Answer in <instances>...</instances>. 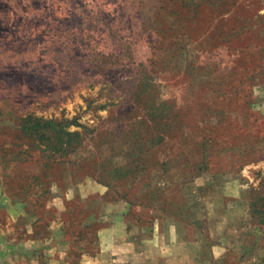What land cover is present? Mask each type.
I'll use <instances>...</instances> for the list:
<instances>
[{
	"label": "rangeland",
	"instance_id": "1",
	"mask_svg": "<svg viewBox=\"0 0 264 264\" xmlns=\"http://www.w3.org/2000/svg\"><path fill=\"white\" fill-rule=\"evenodd\" d=\"M33 3L67 27L59 48L37 32L35 50L8 53L30 63H0V264L135 263L151 244L134 240L190 221L204 186L243 171L259 188L264 0ZM39 120L75 135L67 157ZM256 221L250 253L264 241Z\"/></svg>",
	"mask_w": 264,
	"mask_h": 264
},
{
	"label": "crops",
	"instance_id": "2",
	"mask_svg": "<svg viewBox=\"0 0 264 264\" xmlns=\"http://www.w3.org/2000/svg\"><path fill=\"white\" fill-rule=\"evenodd\" d=\"M39 1L0 0V43L3 45L0 47V63L2 65H16L15 63L20 59L24 61L19 65L30 63L31 61H27L25 54L8 53L11 46L19 50V47L25 44L30 50H35L37 45L33 36L37 32L45 33L49 42L54 43V49L55 43H57V48L60 47L59 41L62 40L60 33L63 27L67 26L63 25L64 23L53 26L46 24L43 17L34 9L33 2L39 3ZM127 8L128 6L125 11ZM10 15L14 18L12 26H9L6 20ZM70 41H76V36L70 37ZM48 47L50 50L51 45ZM258 173L254 176V180L261 181L264 170ZM244 177L243 171H235L228 176L220 177L210 186H204L201 192V203L191 214V222L189 220L178 222L173 218L167 219V222H161L155 234H150L143 240H134L135 246L140 243L141 247L142 242L145 241L151 244L147 249L132 250L135 263H129L127 258L122 257L118 260L127 261L124 264H232L228 259V256L232 254L238 258L235 264H259L260 257L262 261L264 260V241L257 252L250 253L247 250L249 228L245 227L253 224V219L249 214V205L252 200L251 196L258 187L249 177L246 176L248 182L244 180ZM245 193L250 198H247ZM199 221L207 225H222V232L216 233L215 227H213L215 231L211 234L200 231L198 227H191L192 230H189L192 222L199 223ZM262 226L260 235L264 237V224ZM227 237L230 243L226 245L227 240L223 242V239ZM132 252L129 255L130 259H132Z\"/></svg>",
	"mask_w": 264,
	"mask_h": 264
},
{
	"label": "trees",
	"instance_id": "3",
	"mask_svg": "<svg viewBox=\"0 0 264 264\" xmlns=\"http://www.w3.org/2000/svg\"><path fill=\"white\" fill-rule=\"evenodd\" d=\"M40 124H36L33 127H38L36 132L39 135H43L41 140H45L49 138L50 132L53 133L54 137V151H56L59 157L64 158L67 157V154L75 149L76 140H74V134H69L64 131V128H60V125L53 123L52 121H42L39 120ZM58 128L57 131L55 129ZM32 127L29 128V130ZM41 131V132H40ZM51 136V135H50ZM48 149H50L49 145L46 144ZM260 190H256L258 192L257 196L252 198L249 205V214L253 221L257 219V225L264 224V180L260 181L259 188ZM255 193V192H254ZM253 193V194H254ZM254 225V224H253ZM255 226V225H254Z\"/></svg>",
	"mask_w": 264,
	"mask_h": 264
}]
</instances>
